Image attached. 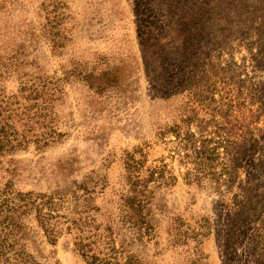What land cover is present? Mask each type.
<instances>
[{
    "label": "rangeland",
    "instance_id": "rangeland-1",
    "mask_svg": "<svg viewBox=\"0 0 264 264\" xmlns=\"http://www.w3.org/2000/svg\"><path fill=\"white\" fill-rule=\"evenodd\" d=\"M260 26L264 0H0V99L17 114L18 132L32 126L24 148L0 157V194L48 195L92 179L94 204L111 214L134 159L141 178L148 169L176 178L149 185L153 236L133 247L142 264H246L264 237V209L239 218L234 197L264 206V153L219 186L209 177L187 183L190 166L174 154L173 134L161 133L213 115L227 138L264 146ZM108 72L114 78L99 90L86 81ZM36 87L43 93L34 101ZM45 101L48 110L35 106ZM51 130L61 136L37 149L35 135ZM34 215L21 219L20 244L36 264H85L73 235L49 243ZM177 219L201 235L178 240Z\"/></svg>",
    "mask_w": 264,
    "mask_h": 264
},
{
    "label": "trees",
    "instance_id": "trees-1",
    "mask_svg": "<svg viewBox=\"0 0 264 264\" xmlns=\"http://www.w3.org/2000/svg\"><path fill=\"white\" fill-rule=\"evenodd\" d=\"M255 30L257 40L254 44L259 53L264 54V27L260 26ZM113 78L114 75L108 72L97 78L89 75L86 81L99 90ZM41 88L31 89L35 96L34 101L41 97L43 93ZM41 105L35 106L41 111L48 110L46 101ZM12 112L7 101L0 99V157L24 148L29 142L28 133L32 131V126L23 125L26 129L18 132L12 121L17 114L13 115ZM24 116H27L26 122L29 121V116L25 114ZM36 116L41 118V115ZM211 117L207 120L196 116L187 117L182 120L184 125H174L169 131L161 133L173 134L174 154L179 157L182 165L190 166L184 178L187 183L199 182L209 177L219 186L234 179L233 172L238 163L264 153V146H260L253 137L233 141L224 136L222 134L224 129L218 127L213 115ZM192 125L195 126L197 133L191 130ZM183 126L186 127L185 130ZM210 126L216 128L209 130ZM60 136L51 130L50 133L35 135L33 142L40 150ZM125 164L128 193L121 195L114 213L111 214H100V208L94 204L96 187L94 185L97 182L90 186L92 179L81 184L71 182L70 187L48 195L19 193L8 188L4 190L0 194V264H36L20 244V240L25 236L21 219L31 212L35 214L34 218L49 243L54 245L63 233L73 235V250L85 264H142L133 247L144 239L150 240L153 236L150 203L154 188L149 185L152 182L171 185L176 178L172 175L155 177L156 169H148L146 178H141L139 175L141 169H135L134 159H128ZM234 199L239 209L237 214L239 218L260 217L264 209L260 201L257 202L245 194L235 196ZM70 202L72 207H65ZM61 208L67 213H62ZM98 216H103V220L99 221ZM175 223L174 237L179 238L178 240L196 239L201 235L190 227L182 230L184 225L178 219ZM257 239L252 253L246 255L249 260L246 264H264V246H261L264 237L258 236ZM200 260L202 258L199 257L195 264H203Z\"/></svg>",
    "mask_w": 264,
    "mask_h": 264
}]
</instances>
